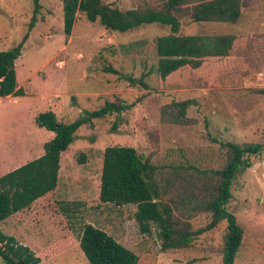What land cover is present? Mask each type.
Returning <instances> with one entry per match:
<instances>
[{"label": "rangeland", "instance_id": "rangeland-1", "mask_svg": "<svg viewBox=\"0 0 264 264\" xmlns=\"http://www.w3.org/2000/svg\"><path fill=\"white\" fill-rule=\"evenodd\" d=\"M122 9L158 6L161 0H103ZM249 6L235 23L194 22L182 16L180 34H237L243 42L236 52L185 70L164 84L157 73L156 41L170 33L167 25L146 23L126 32L106 29L78 12L72 34L64 32L63 0H42L39 20L16 63L24 96L0 98V176L31 161L54 137L35 117L56 112L59 121L72 122L82 109L95 110L107 101L124 99L133 106L94 120L76 133L62 161L59 188L31 209L12 216L3 225L6 234L31 246L40 264H90L79 240L85 223H92L134 250L138 264H222L227 223L197 236L183 249L162 250L159 230L144 233L134 218V205L117 206L100 201L104 151L110 145L135 147L160 167L185 175L189 166L221 169L226 155L221 142L264 143V0ZM33 0H0V50L17 45L27 32ZM112 65L133 75L136 83L104 72ZM149 88L138 83L143 73ZM194 99L188 116L191 125L165 122L162 111L173 101ZM82 158L83 162L80 161ZM249 165L231 186L228 209L244 229L234 264H264V151L247 156ZM177 167V171L174 170ZM67 171L73 180L66 182ZM172 173V174H173ZM179 187L182 180L177 177ZM175 182V184H176ZM175 193V189H174ZM75 202L73 217L61 209ZM194 230L211 220L207 212H192ZM0 264H4L0 256Z\"/></svg>", "mask_w": 264, "mask_h": 264}, {"label": "trees", "instance_id": "trees-1", "mask_svg": "<svg viewBox=\"0 0 264 264\" xmlns=\"http://www.w3.org/2000/svg\"><path fill=\"white\" fill-rule=\"evenodd\" d=\"M33 14L27 32L21 41L8 50H0V97L24 96L18 85L16 63L32 29L39 20L42 0H33ZM248 0H161L158 6L122 9L103 0H63L64 32L70 36L78 12H83L91 22H100L106 29L126 32L146 23H160L170 27V33L159 36L156 50L159 57L156 67L164 84L173 75L185 70L201 71L207 63L233 55L243 42L237 34H180L182 16L194 22H223L235 24L249 6ZM104 72L117 74L131 83L133 75L124 74L112 65ZM143 73L138 83L149 88ZM264 93V88L260 90ZM194 99L173 101L162 111L165 122L191 125L195 123L187 114ZM133 105L124 99L107 101L95 110L82 109L72 122H61L55 111L47 110L35 117L40 127L55 133L44 144V154L0 177V256L4 264H40L34 249L6 234L1 224L15 213L31 209L47 198L59 183L62 152L75 141L77 131L84 125H94V120L117 113L113 129L120 125V115ZM226 163L221 169H200L189 166L185 175L173 174L164 178L160 167L149 156L133 146L110 145L105 148L101 174L100 201L117 206L134 205V218L144 233H152L153 224L159 230L162 250L191 247L197 236L222 222L227 223L223 236L222 264H234L244 238V229L236 215L228 209L231 186L240 171L249 165L247 156L264 151V143L221 142ZM83 159L80 158V161ZM83 162V161H82ZM177 167L174 170L177 171ZM177 177L182 180L179 187ZM176 182V184H175ZM175 189V193H174ZM75 202H64L61 209L73 217ZM72 205V206H71ZM192 212H207L211 220L194 230L190 222ZM79 245L90 264H138L139 255L119 242L114 236L92 223L82 227Z\"/></svg>", "mask_w": 264, "mask_h": 264}, {"label": "crops", "instance_id": "crops-1", "mask_svg": "<svg viewBox=\"0 0 264 264\" xmlns=\"http://www.w3.org/2000/svg\"><path fill=\"white\" fill-rule=\"evenodd\" d=\"M9 97H13V95H9V96H7L6 98H9ZM15 97H18V96H15ZM0 98H5V97H0ZM19 98V97H18ZM50 131V130H49ZM53 132V131H52ZM54 133V132H53ZM54 135H55V133H54ZM49 141V140H48ZM68 150V149H67ZM67 150L66 151H64V152H62V154H61V160H60V170H59V183H58V187L56 188V190L59 188V185H60V182H61V177H62V164H63V160H64V156L66 155V153H67ZM44 152H45V150L42 152V154H40L38 157H40V156H42L43 154H44ZM37 158V157H36ZM33 159H35V158H33ZM32 159V160H33ZM22 166V165H21ZM20 167V166H19ZM103 167V166H102ZM18 168V167H17ZM16 169V168H15ZM14 170V169H13ZM12 171V170H11ZM8 173V172H7ZM6 174V173H5ZM4 175V174H3ZM2 176V175H1ZM0 176V177H1ZM66 182L67 183H70V182H72L73 180L71 179V176L69 175V173H68V171H67V176H66ZM55 190V191H56ZM54 191V192H55ZM53 193V192H52ZM51 193V194H52ZM50 194V195H51ZM44 199V198H43ZM43 199H41V200H39V201H42ZM46 199V198H45ZM38 202V201H37ZM36 202V203H37ZM35 203V204H36ZM34 204V205H35ZM25 211H27V210H25ZM25 211H21V212H18V213H22V212H25ZM18 213H15V214H13L12 216H14V215H16V214H18ZM12 216H10V217H8L2 224H1V227H2V229H4L3 228V225H4V223L6 222V221H9V219L12 217ZM4 231V230H3ZM19 240V239H18ZM21 242V241H20Z\"/></svg>", "mask_w": 264, "mask_h": 264}]
</instances>
